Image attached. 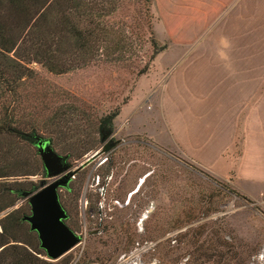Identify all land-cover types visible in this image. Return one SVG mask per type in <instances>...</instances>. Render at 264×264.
<instances>
[{
	"label": "rangeland",
	"instance_id": "1",
	"mask_svg": "<svg viewBox=\"0 0 264 264\" xmlns=\"http://www.w3.org/2000/svg\"><path fill=\"white\" fill-rule=\"evenodd\" d=\"M153 1L117 3L122 20L128 21L125 14L134 10V22L150 21L154 46L135 44V66L144 65L141 73L107 62L62 73L33 64V76L20 86L22 92L61 90L76 109L88 113L118 110L110 136L119 142L76 170L69 190L57 188L79 240L56 259L36 255L53 264H264V180L210 174L168 146L123 131L129 119L118 115L122 105L131 102L137 80L147 72L185 61L206 66L218 74V80L234 83L239 95L237 119L241 120L222 163L264 164V0H212V8L211 0H181L180 8H188L187 13L206 14L189 17L195 25L187 28L196 31L191 40L170 39L169 26L162 23L167 12L155 9ZM142 8H149L150 17L137 12ZM158 46L162 47L148 59ZM151 104L148 100L143 107ZM154 127L151 131L158 138L159 129ZM106 142L70 160V167ZM26 178L39 186L49 181L40 174ZM21 203L23 199L12 207ZM149 205L152 208L138 224ZM25 236L38 242L33 230Z\"/></svg>",
	"mask_w": 264,
	"mask_h": 264
},
{
	"label": "trees",
	"instance_id": "2",
	"mask_svg": "<svg viewBox=\"0 0 264 264\" xmlns=\"http://www.w3.org/2000/svg\"><path fill=\"white\" fill-rule=\"evenodd\" d=\"M118 2L0 0V264H53L36 255L45 252L26 238L32 230L22 218L28 203L21 192L39 186L26 177L45 176L33 150L37 137L47 135L68 161L74 160L103 143L101 136L111 132L118 111L88 113L76 109L61 90L22 92L20 86L33 76V64L62 73L107 62L141 73L144 65L135 66V44L154 46L150 21L134 22V10L125 14L128 21L122 20ZM136 10L151 15L149 8ZM160 47L152 48L148 59ZM21 199L23 204L12 207ZM68 217L66 212L63 221L72 229Z\"/></svg>",
	"mask_w": 264,
	"mask_h": 264
},
{
	"label": "crops",
	"instance_id": "3",
	"mask_svg": "<svg viewBox=\"0 0 264 264\" xmlns=\"http://www.w3.org/2000/svg\"><path fill=\"white\" fill-rule=\"evenodd\" d=\"M164 2L155 0L153 5L155 9L166 10L162 23L169 26L170 39H195L196 31L187 28L195 25L189 17L205 18L206 14L187 13L188 8H180L181 0ZM189 63L185 61L173 67L161 65V69L147 72L137 80L131 102L123 104L118 112L129 119L123 131L143 134L168 146L217 177L230 178L228 174H232L249 181L264 180V164L222 163L241 120V117L237 119L239 95L234 90V83L218 80V74L208 71L206 66ZM148 100L152 103L150 107H143ZM152 105L154 111L151 112ZM151 127L159 129L158 138L154 137ZM256 167L258 174L253 173Z\"/></svg>",
	"mask_w": 264,
	"mask_h": 264
},
{
	"label": "water",
	"instance_id": "4",
	"mask_svg": "<svg viewBox=\"0 0 264 264\" xmlns=\"http://www.w3.org/2000/svg\"><path fill=\"white\" fill-rule=\"evenodd\" d=\"M105 138L108 142L95 149L73 168L70 167L71 163L66 159L65 154L54 150L49 137L40 136L35 140L37 153L49 181L33 190L21 192L28 203V212L24 213L22 218L28 223L29 229L36 232L38 244L48 259L59 257L80 237L79 233L69 228L63 221L66 212L59 202L57 188L65 185L76 170L90 159L108 150L117 141L116 138H110L109 131L102 134L101 139ZM151 208L152 206L149 205L145 209L138 224Z\"/></svg>",
	"mask_w": 264,
	"mask_h": 264
},
{
	"label": "flooded vegetation",
	"instance_id": "5",
	"mask_svg": "<svg viewBox=\"0 0 264 264\" xmlns=\"http://www.w3.org/2000/svg\"><path fill=\"white\" fill-rule=\"evenodd\" d=\"M110 138H111V136H110ZM104 140H105V141H107L108 139H107V138H105ZM107 142H108V141H107ZM118 142H119V140H117V141L114 143V145H116ZM68 180H69V179H68ZM67 182H68V181H67ZM67 182H66V184H67ZM66 184H65V185H66ZM65 185H63V186H60V187H65Z\"/></svg>",
	"mask_w": 264,
	"mask_h": 264
},
{
	"label": "bare ground",
	"instance_id": "6",
	"mask_svg": "<svg viewBox=\"0 0 264 264\" xmlns=\"http://www.w3.org/2000/svg\"><path fill=\"white\" fill-rule=\"evenodd\" d=\"M122 263V262H121Z\"/></svg>",
	"mask_w": 264,
	"mask_h": 264
}]
</instances>
